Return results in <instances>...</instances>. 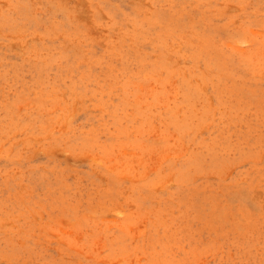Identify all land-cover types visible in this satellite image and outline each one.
Instances as JSON below:
<instances>
[{"label":"rangeland","instance_id":"obj_1","mask_svg":"<svg viewBox=\"0 0 264 264\" xmlns=\"http://www.w3.org/2000/svg\"><path fill=\"white\" fill-rule=\"evenodd\" d=\"M0 264H264V0H0Z\"/></svg>","mask_w":264,"mask_h":264}]
</instances>
